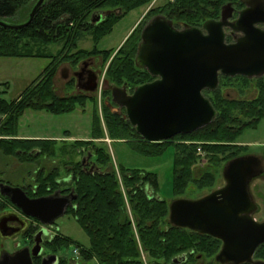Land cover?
Listing matches in <instances>:
<instances>
[{
  "label": "trees",
  "instance_id": "obj_1",
  "mask_svg": "<svg viewBox=\"0 0 264 264\" xmlns=\"http://www.w3.org/2000/svg\"><path fill=\"white\" fill-rule=\"evenodd\" d=\"M37 1L0 0V22L25 24ZM152 1L44 0L28 25L17 29L0 25V58L50 60L19 96L10 101L0 98V150L5 156L32 162L41 156L53 158L58 150L64 153L65 148H58L56 140L18 138V120L27 110L52 115L70 114L77 108H84L90 101L94 103L91 140L107 136L109 140L123 141L147 156L157 155L173 144L174 194L181 196L190 187L203 191L214 186L215 176L209 169L199 176L194 175V168L201 160L196 153L198 143L212 168L245 152V146L235 143L245 128H255L264 119V76L255 79L219 76L215 91H203L216 111L212 123L194 133L162 143L143 141L124 114H113L105 104L101 120L96 99L86 93L59 96L54 89L60 65L67 64L75 69L89 58H100L102 67L108 63L104 84L125 85L129 93L153 81L154 78L146 70L136 67L134 61L141 40L140 28H135L113 56L112 50L97 47L121 18ZM228 3L235 10L242 7L240 0H167L149 10L147 17L161 15L176 29L201 28L208 20H218L222 6ZM97 13L102 14V18L98 23H92L91 18ZM85 37L90 38L91 49L79 48V42ZM51 45L59 48L49 52L47 48ZM232 82L245 87L254 84L257 95L251 99H231L223 95L222 87L232 85ZM67 86L72 87V82L68 81ZM102 95L108 97L110 91L105 89ZM71 148L73 155L92 154L91 161L97 169L90 172L80 161H70V165H65V176L61 177L54 169L45 175L38 174L34 186L21 188L35 198L45 197L59 189L72 193L75 199L67 214L88 236L89 246L84 248L70 238L64 241L78 248L86 259H95L98 264H177L183 257L188 262H194L198 256L212 260L218 253V240L169 224V204L157 195L154 173L116 168L106 147L90 140H75ZM68 179L66 183L64 180ZM9 205L13 206L7 197L0 194V212Z\"/></svg>",
  "mask_w": 264,
  "mask_h": 264
},
{
  "label": "water",
  "instance_id": "obj_2",
  "mask_svg": "<svg viewBox=\"0 0 264 264\" xmlns=\"http://www.w3.org/2000/svg\"><path fill=\"white\" fill-rule=\"evenodd\" d=\"M44 0H38L29 20L22 25H0L17 29L28 25ZM245 6L231 21L233 6H222L218 20H208L201 28H174L161 15L152 17L141 31L135 54V65L146 70L153 81L136 87L127 94L126 87L111 88V107L124 110V117L148 143H162L176 136L189 135L212 123L216 111L203 91H215L219 76H242L248 79L264 76V0H240ZM101 14L92 16L100 20ZM238 34L226 42L224 29ZM67 78V69H62ZM76 90L94 92L97 75L89 72L87 85ZM255 156H239L227 161L222 169L223 186L197 199L178 198L169 204L168 222L176 228L206 235L222 243L215 261L221 264L250 262L256 248L264 243V222L251 215L257 211L248 192L252 178L261 173ZM0 194L25 216L50 225L64 216L73 196L29 198L20 187L0 183ZM37 248L33 253H37ZM29 260L28 252H20L13 260ZM254 264H264L256 262Z\"/></svg>",
  "mask_w": 264,
  "mask_h": 264
},
{
  "label": "rangeland",
  "instance_id": "obj_3",
  "mask_svg": "<svg viewBox=\"0 0 264 264\" xmlns=\"http://www.w3.org/2000/svg\"><path fill=\"white\" fill-rule=\"evenodd\" d=\"M166 1L167 0H153L149 5L127 13L118 21L112 31L99 41L97 45L98 49L112 50L113 56L135 28L138 27L140 28V32L142 31L145 24L151 19V17H147L149 10L163 5ZM227 42L231 41L229 40ZM78 46L83 49H91L92 42L89 37H85L79 42ZM58 48L59 46L51 45L47 48V51L53 52ZM93 60L94 64L92 69L97 75L98 87L92 93H82H86L87 96L96 99V108L102 120V108L104 102L107 101L111 105V100L109 99L110 95L104 97L102 91L105 89L110 91L112 87L117 86L106 83L104 84L105 71L108 63L102 67V61L100 58H94ZM49 62L50 60L48 59L0 58V98L7 101L15 99L35 78L40 75ZM82 63L78 66H81ZM62 69H67L69 71L67 79L62 78L59 75V72ZM71 70L77 71L78 67L74 69L67 64H62L57 70L54 79V89L59 96H64L77 91L74 85L72 87L67 86V81L72 75ZM222 93L231 99H251L257 95L254 84L245 87L239 82H232V85L223 86ZM93 109L94 103L87 101L84 108H77L76 111L70 114L52 115L46 112H34L31 110L24 112L18 120V138L53 140L45 138L57 137L60 138L57 147L61 149L64 147L65 151L64 153H59L58 150V154L53 158L41 156L32 162H22L15 156H5L0 150V183L14 187L27 185L34 186L38 174L42 173L45 175L54 169L59 171L61 177L65 176V165H70L68 164L70 161H81L82 158V156L73 155L71 152L72 142L75 140H90L93 141L94 144L106 147L112 163L116 168L123 167L154 173L157 179V195L159 198L165 200L167 204H170L171 201L178 198L190 200L197 199L223 186L224 181L222 178V169L226 162L217 168H212L207 164L204 152L202 151L200 155L196 150V153L201 157V160H199V163H197L194 168V175L199 176L202 171L209 169L214 173L215 184L211 189H205L203 191H195L190 187L181 196H176L173 190V169L175 159L174 145L169 144L157 155L147 156L138 152L129 144L123 141H111L107 136L101 140H91V133L93 132ZM102 128L105 132L103 121ZM235 144L246 147L245 152L241 156H255L260 160V170L263 174L261 177H258L251 182L250 193L256 200L260 209L257 217L264 218V119H262L255 128H245L237 137ZM198 147H200L199 143ZM56 225L62 235L77 242L84 248H88V236L70 215H64L58 218ZM78 251L76 250V247L72 246L69 248L70 254H75ZM86 264H98V262L95 259H90Z\"/></svg>",
  "mask_w": 264,
  "mask_h": 264
},
{
  "label": "flooded vegetation",
  "instance_id": "obj_4",
  "mask_svg": "<svg viewBox=\"0 0 264 264\" xmlns=\"http://www.w3.org/2000/svg\"><path fill=\"white\" fill-rule=\"evenodd\" d=\"M244 7L245 6L242 4V7L239 10L234 9V13L231 21L237 18L238 12L241 11ZM95 19L96 18L94 19L91 18L92 23H98L100 21V20L95 21ZM257 27L259 29H264L263 25H258ZM224 32L226 35L225 38L226 42L229 39L231 42H233L234 39L238 36V34L232 33L228 28H225ZM93 64H94L93 58H89L87 59V61H84L81 66H78L77 71L71 70L72 75L71 77H69L68 81H71L72 84L76 87L77 77L74 74L82 69L80 75V84L87 85L89 79L88 71L93 70L92 69ZM61 71L59 72V75L62 77L63 73ZM92 72H94V70ZM68 74L69 71L67 70V78H68ZM76 92H81V91L77 90ZM131 93L127 91V94H131ZM109 99L111 100V89H110ZM104 104L109 108V110L113 114H117L119 116L124 114L123 109H121L120 111L113 109L111 105L115 106L114 104L110 105L107 101H105ZM91 158H92V154L86 153L84 156H82L80 161L81 165H83L84 168L89 170L90 172L97 169L95 163L91 161ZM260 169L261 168L259 166L258 170ZM262 174L263 173L261 171V173L257 174L256 177L250 180L248 185V192L250 195V199L258 207L257 211L251 215V218L257 223L264 222V218L257 217V215L260 212V209L258 204L256 203V200L250 193V185L254 179L261 177ZM64 181H66L67 183L69 182V179ZM63 190L64 189H59L54 191L53 193L58 192L60 196H72L71 192H62ZM24 192L29 198H35L29 196L28 190H24ZM53 193H50L47 196ZM70 201L72 205L73 200L71 199ZM67 210L64 215H68ZM56 221L57 219L50 225L42 224L39 220L33 217L25 216L15 206L9 205L8 208L2 210L0 212V264H86V262L89 261L90 259H86L81 254V252L78 251L77 248L76 250L78 252H76L75 254L73 253L70 254L69 248L72 247L73 245L68 244L67 242L64 241L68 237L62 235L59 232V228L56 225ZM219 243L220 246L218 252L222 247V243L220 241ZM35 248H37L38 250L37 253H33ZM23 251L29 253V257H30L29 260L26 259L25 260L17 259V261L13 260L17 254ZM256 262L264 263V243L260 244L256 248L250 262H244L242 264H254ZM177 264H221V263L216 262L215 257L213 258V260H205L202 259L200 256H198L194 262H190V261L188 262L187 258L183 257L181 260L178 261Z\"/></svg>",
  "mask_w": 264,
  "mask_h": 264
},
{
  "label": "crops",
  "instance_id": "obj_5",
  "mask_svg": "<svg viewBox=\"0 0 264 264\" xmlns=\"http://www.w3.org/2000/svg\"><path fill=\"white\" fill-rule=\"evenodd\" d=\"M21 138H22V137H21ZM23 138H37V137H23ZM45 139H53V140H57V141H59L60 138H57V137H47V138H45ZM71 139H73V138H71Z\"/></svg>",
  "mask_w": 264,
  "mask_h": 264
},
{
  "label": "built area",
  "instance_id": "obj_6",
  "mask_svg": "<svg viewBox=\"0 0 264 264\" xmlns=\"http://www.w3.org/2000/svg\"><path fill=\"white\" fill-rule=\"evenodd\" d=\"M197 152L201 155L202 149L200 147H198Z\"/></svg>",
  "mask_w": 264,
  "mask_h": 264
}]
</instances>
